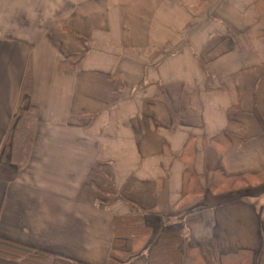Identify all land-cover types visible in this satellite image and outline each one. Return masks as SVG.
<instances>
[{
  "label": "crops",
  "instance_id": "0c3cea01",
  "mask_svg": "<svg viewBox=\"0 0 264 264\" xmlns=\"http://www.w3.org/2000/svg\"><path fill=\"white\" fill-rule=\"evenodd\" d=\"M168 233L179 264H264V1L0 0V239L109 264L120 238L124 264H164Z\"/></svg>",
  "mask_w": 264,
  "mask_h": 264
},
{
  "label": "trees",
  "instance_id": "16d2710c",
  "mask_svg": "<svg viewBox=\"0 0 264 264\" xmlns=\"http://www.w3.org/2000/svg\"><path fill=\"white\" fill-rule=\"evenodd\" d=\"M260 1V0H259ZM264 1V0H263ZM30 77H27V83ZM37 124H38V117L36 114L35 109H28V110H20L19 115L17 116L16 125L14 128V148H15V157L25 160L30 150L34 144L36 132H37ZM254 179V178H253ZM253 179H248L249 182L253 181ZM228 181H244L247 182L246 179H228L223 180L219 183H215L211 186V191H226V192H235L241 190L239 188L233 187L230 189H224L223 187ZM128 223V221H119V226ZM125 229V228H123ZM121 229V230H123ZM122 239L117 238L115 243V247L109 260V264H124L123 262L126 260V256H121L118 253V247L120 245V241ZM178 240V235L176 233H168L161 237L159 243V249L157 250L158 253H161L163 248L166 251V258L164 264H179L178 260V253L175 249L176 241ZM0 252L3 254H9L12 256H22L25 260L33 263V264H84V263H71L65 260L59 259L55 256L50 255L44 251L31 248L25 245L17 244L11 241L0 239ZM132 256V255H131ZM130 256V257H131ZM197 254H192V257L189 255L182 256V259L185 261L187 258H196ZM160 257V256H159ZM225 264H250L251 258L249 260V252L246 250H240L238 253H233L230 255H226L225 257ZM156 259H159L158 256H153V264ZM184 261V262H185ZM130 262V261H129ZM128 263V262H127ZM130 264V263H128ZM185 264V263H184Z\"/></svg>",
  "mask_w": 264,
  "mask_h": 264
},
{
  "label": "rangeland",
  "instance_id": "374dc122",
  "mask_svg": "<svg viewBox=\"0 0 264 264\" xmlns=\"http://www.w3.org/2000/svg\"><path fill=\"white\" fill-rule=\"evenodd\" d=\"M246 181H247L246 183L244 181H228L223 187H225L224 189H230V190L233 187H236V188H239V189L242 188L240 191H246V192H248L247 189L257 188L259 185H261V184H259V183H261L260 180L253 179V181H251V182H249L248 180H246ZM191 187L193 188L194 186L191 185ZM196 188L198 190L201 189V188H199L198 185L196 186ZM197 189H195L194 191H196ZM189 201H192V198L189 199ZM160 250H161V253H159V254L162 257L163 256L165 257L166 256V251H164L163 248L160 249Z\"/></svg>",
  "mask_w": 264,
  "mask_h": 264
}]
</instances>
